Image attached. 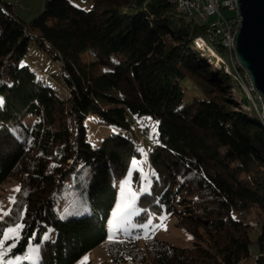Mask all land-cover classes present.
Masks as SVG:
<instances>
[{
    "label": "trees",
    "instance_id": "16d2710c",
    "mask_svg": "<svg viewBox=\"0 0 264 264\" xmlns=\"http://www.w3.org/2000/svg\"><path fill=\"white\" fill-rule=\"evenodd\" d=\"M91 2L85 9L47 0L24 21L0 0V194L20 189L0 233L24 225L6 257L32 264L26 259L37 253L38 264H78L103 245L112 264H247L251 257L264 264V122L232 75L194 49L204 26L172 0ZM33 41L58 65L64 94L21 66ZM186 79L195 88L188 99ZM143 115L158 122L154 141L137 122ZM95 116L110 131L98 147L89 125ZM147 145L152 176L139 204L146 216L177 217L190 246L154 233L109 239L118 185ZM72 173L91 210L64 217L69 208L58 207V192ZM29 245L38 251L28 255Z\"/></svg>",
    "mask_w": 264,
    "mask_h": 264
},
{
    "label": "rangeland",
    "instance_id": "374dc122",
    "mask_svg": "<svg viewBox=\"0 0 264 264\" xmlns=\"http://www.w3.org/2000/svg\"><path fill=\"white\" fill-rule=\"evenodd\" d=\"M1 1L12 4L14 7V13L19 18L23 19L24 21H30L35 17H37L40 13H42V11L45 9L47 0H1ZM70 2L85 9H90L92 7L91 0H70ZM222 13L227 17L232 15V12L227 9L223 10ZM214 18L215 17H212L211 20H213ZM196 20L198 22V18ZM198 52L202 56V52L200 51ZM223 57H225L227 62L231 64L230 58L226 54ZM20 64L21 66H29L37 73L39 77L45 79L47 83H49L52 87H54L59 93L61 94L65 93L66 90L64 88L63 78L60 76L58 65L56 64V62H54L51 59L49 53L45 49L39 47L37 42L33 41L30 44L29 51L27 55L21 59ZM215 68L218 67L215 66ZM232 79L235 81L234 78ZM183 84L185 85V93L187 94V96H185V99H188L189 95L195 91V88L192 86L191 82L188 79L184 80ZM237 84L238 86L240 85L239 83ZM239 87L241 88L243 94L246 95V93H244L245 91L242 88V86L240 85ZM228 93L231 95V97L234 100L236 101L238 100V95L233 89L228 90ZM246 97L249 99L247 95ZM250 103L259 121L264 122L262 111L258 108L259 106H256V104L251 102V100ZM248 109L249 108L245 106H240V111L242 112L248 113ZM94 118L95 119L89 121V125L91 128L90 135L92 137L91 141L93 146L98 147L101 141L103 140V138L106 137L110 133V131L108 128L100 124L101 119L99 117L95 116ZM27 121L31 122L32 119L29 118L27 119ZM137 122L142 126V128L147 129L145 134L146 137L152 139L153 141L158 138V127H157L158 122L153 116L143 115L140 118H138ZM138 123H136L137 128H138ZM138 133L141 139V142H139V144L142 147H144L146 145L145 143L146 140L142 136L144 135V133L141 130H138ZM150 148L151 146L147 145L145 148L140 149L141 156L133 160L127 176L122 180V182L119 183L118 200L109 218V224L113 228L114 214L116 213L117 209L120 207L122 202L127 201L131 198L130 192H137L139 193L138 199L136 201L137 215L131 217L130 221L125 222L122 227H118L117 229L122 230L125 234H130V235L140 234L142 236H145V229H142L141 227H139V225L146 224L148 221H151L152 226L154 225H163V226L156 228L155 230H153L152 227L149 226V228L147 229V236L150 235L151 233L152 234L154 233L164 241H168L170 243L183 247L190 246L192 243V239L190 235L179 224V220L177 217L171 216L167 213L149 214L148 216H146L143 213V209L139 204L140 195L142 194L140 193V189L149 187L152 176ZM83 171L84 170H80L81 175H83ZM136 171L139 174V183L134 179V174ZM75 176H76L75 173L70 174L65 179L61 190L58 192V199H57L58 207L64 208L65 206H68L69 208L68 213L64 217H68L72 215H79V216L84 215L89 213L91 210L88 190L79 193L78 189L73 187V185L75 184L74 181ZM125 181L128 182L127 186L125 185ZM17 187L18 185L13 184L8 186L6 191H1L0 208H2L5 211L11 209L13 203L11 202L10 198L15 197V192H16L15 189H17ZM161 217H164V219L162 220ZM251 224L255 225V221L252 222ZM56 234H57L56 231H53L52 238H54ZM19 237H20V233H19ZM17 240L16 241L9 240L10 242L6 241L4 248H6L8 244H12V243L16 244ZM35 248L36 246L29 245L28 255L34 252L33 249ZM6 253L7 252H5L3 259L5 261L12 260L9 257H6ZM38 259H39L38 254L36 253L33 257L27 258L26 261L32 264H38ZM246 263L254 264L253 257L249 258L246 261ZM78 264H112V262H111V256L109 255V252L107 251L106 247L101 245L99 247H96L89 253H87ZM120 264H132V263L130 261H126Z\"/></svg>",
    "mask_w": 264,
    "mask_h": 264
},
{
    "label": "built area",
    "instance_id": "2783aa9c",
    "mask_svg": "<svg viewBox=\"0 0 264 264\" xmlns=\"http://www.w3.org/2000/svg\"><path fill=\"white\" fill-rule=\"evenodd\" d=\"M181 6H184L187 12L196 11L198 13V22L205 28L206 37H198L199 46L207 50L211 58H215L223 66H226V58L222 57L215 50L216 39H223L224 42L233 44V55L237 62L235 81L242 86L244 80H252L250 72L242 65L236 51V40L241 28V12L238 0H180ZM230 10L232 15L227 17L222 11ZM212 17H215L211 20ZM252 102L259 106L258 108L264 115V102L262 94L256 89L253 82V92L251 94ZM135 127L136 123H134Z\"/></svg>",
    "mask_w": 264,
    "mask_h": 264
},
{
    "label": "water",
    "instance_id": "95a60500",
    "mask_svg": "<svg viewBox=\"0 0 264 264\" xmlns=\"http://www.w3.org/2000/svg\"><path fill=\"white\" fill-rule=\"evenodd\" d=\"M238 2L242 21L236 40L237 55L264 97V0Z\"/></svg>",
    "mask_w": 264,
    "mask_h": 264
},
{
    "label": "snow or ice",
    "instance_id": "6c2138e0",
    "mask_svg": "<svg viewBox=\"0 0 264 264\" xmlns=\"http://www.w3.org/2000/svg\"><path fill=\"white\" fill-rule=\"evenodd\" d=\"M3 104V100L2 98H0V106H2ZM127 181H125V185L127 186ZM15 191H20L19 187H17V189H15ZM148 189L147 187L140 189V193H147ZM26 194V193H25ZM138 195L139 193L137 192H130V199L127 201L122 202V204L120 205V207L117 209L116 213L114 214V219H113V234L110 235L109 239L110 240H114L115 239V230L118 227H122L123 224L125 222H128L131 220V217L137 215V206H136V201L138 199ZM12 203H15V198L12 197L10 198ZM11 215V209L8 210H3L2 208H0V220H3L5 217ZM161 219L163 220L164 217H161ZM149 226L152 227L153 230H155L156 228L162 227L163 225H151V221H148L146 224H140L139 227H141L142 229H145V238H149L147 236V229L149 228ZM24 227L23 224L21 223H16L13 226H10L6 229H4V231L2 233H0V264H14V262L12 260H7L5 261L3 259V256L5 254V252L11 251V249L13 247H15V243L12 244H8L6 248H4L5 242L6 241H16L19 238V233L20 230ZM135 238H139V237H135ZM44 239H48V236L45 235ZM120 243H123V241H119ZM39 245L36 246L35 249H33V251H38ZM31 258V257H28ZM19 258L17 257V260Z\"/></svg>",
    "mask_w": 264,
    "mask_h": 264
},
{
    "label": "bare ground",
    "instance_id": "6f19581e",
    "mask_svg": "<svg viewBox=\"0 0 264 264\" xmlns=\"http://www.w3.org/2000/svg\"><path fill=\"white\" fill-rule=\"evenodd\" d=\"M179 10L186 15L188 18H192L196 20L198 18V13L196 11H189L187 12L184 6H181V1L180 0H172ZM197 21V20H196ZM215 46H219L222 48L225 52V54L230 58L231 64H229L226 60V66H223L218 60L215 58H211V56L208 54L207 50H203L201 46H199V40L198 38L195 39L194 41V49L202 52V57L207 59L210 62L211 59V64L214 66H217L218 68H221L224 72L232 75L234 79H236V72L232 70H237V62L235 60V57L233 55V44H229V42H224L223 39H216ZM223 57V56H222ZM240 86V85H239ZM242 88L244 89V93L249 97V99L252 102V92H253V81L252 80H244V83H242ZM262 102H264V97L262 95ZM264 117V115H263ZM115 130V129H114ZM110 229V227H108ZM111 230V229H110ZM117 233L120 234V232L117 231Z\"/></svg>",
    "mask_w": 264,
    "mask_h": 264
}]
</instances>
